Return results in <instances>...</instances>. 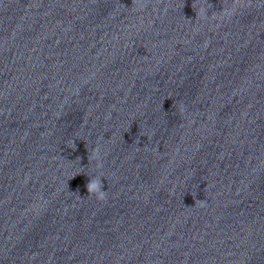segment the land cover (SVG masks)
<instances>
[{
    "label": "clouds",
    "instance_id": "obj_1",
    "mask_svg": "<svg viewBox=\"0 0 264 264\" xmlns=\"http://www.w3.org/2000/svg\"><path fill=\"white\" fill-rule=\"evenodd\" d=\"M206 16L207 10H201ZM88 194H93L98 201H106L107 199V191L103 190V183L100 178L89 179L87 185ZM199 202L201 206H206V202L204 200H197L196 203Z\"/></svg>",
    "mask_w": 264,
    "mask_h": 264
}]
</instances>
